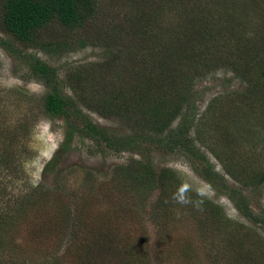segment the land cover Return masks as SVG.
Returning a JSON list of instances; mask_svg holds the SVG:
<instances>
[{
	"label": "rangeland",
	"instance_id": "obj_1",
	"mask_svg": "<svg viewBox=\"0 0 264 264\" xmlns=\"http://www.w3.org/2000/svg\"><path fill=\"white\" fill-rule=\"evenodd\" d=\"M98 1L104 5L97 20L88 25L94 39L98 36L96 44L81 47L75 43L66 51L60 48L54 53L0 33L15 49L0 46V264H103L96 260L97 254L86 257L96 237L102 238L104 251L110 256L108 264H264V230L240 212L239 195H231L232 188L240 189L247 196L243 203H248L249 211L264 218V183H253L264 173V78L263 88L255 96V100L260 99L251 107L252 102L241 92L244 81L225 63V56L220 60L214 54L221 49L220 34L197 32L189 25L193 20L217 28L223 14L228 20L226 29L232 31L226 44L231 51L237 39L245 40L257 28L264 31L258 25L259 14L241 7L236 12H224L220 0H144L140 5L152 6L147 10L151 15L143 21L139 13L135 14L137 3ZM199 10L209 15L198 19L195 14H200ZM244 23L252 25L250 32ZM107 43L114 45L110 54L103 46ZM257 46L259 50L251 52H258V58L263 59L264 47ZM147 47L155 53L156 61L169 56L177 60L175 67L187 71L181 75L189 83L195 70L201 72L192 79L195 116L189 136L223 176L220 187L200 175L197 169L201 161L191 152L179 145L165 147H170V134L181 115L161 131L144 125L142 111L159 106L166 87L155 88L150 97L132 105L127 101L131 97L125 92L127 84L115 81L119 78L115 71H122L134 60V53H130H140ZM24 53H32L56 68L59 87L73 97L77 91L69 79L70 71L79 66L91 69L112 54L121 57H115V61L110 58L109 65L104 63L99 73L103 81L97 83L109 87L105 99L116 94L115 102L121 109L106 117L79 105L112 136L138 133L141 142L116 151L103 140L98 143L76 134L69 149H60L66 125L61 118L45 112L48 87L32 73ZM137 65L136 77L141 74L147 78L154 64L146 67L142 61ZM254 71L256 76L258 69ZM129 74L122 73L125 78L120 79L131 83ZM89 77L92 80L91 72ZM251 80L253 84L252 74ZM101 90L97 92L101 94ZM171 93L164 100L183 103L184 112L187 98L182 101L180 95L187 92ZM224 122L239 147L224 143ZM244 122L248 130L244 128L246 135H241ZM11 129L14 132L9 134ZM231 159L238 178L225 170L223 161L227 164ZM145 168L157 173L173 170L165 190L158 183L148 184ZM213 206L220 207L221 213L217 214ZM244 234L249 236L244 239ZM232 236L244 242L242 253L250 255L248 260L235 257L236 250L227 243Z\"/></svg>",
	"mask_w": 264,
	"mask_h": 264
},
{
	"label": "trees",
	"instance_id": "obj_2",
	"mask_svg": "<svg viewBox=\"0 0 264 264\" xmlns=\"http://www.w3.org/2000/svg\"><path fill=\"white\" fill-rule=\"evenodd\" d=\"M130 1L138 4L136 6L137 10L135 11V14L139 13L138 18L140 20L146 21L147 16L151 15V11L147 10L151 8L154 0L149 5H140L141 3H145L144 0ZM220 1L221 9L227 13L229 11L236 12L240 7L245 12L255 11L257 14H259L258 18L260 19V22L258 25H260V27H264V0ZM101 5L104 4L98 0H0V33H4L5 36L10 37L23 45H35L40 46L41 48H49L47 51H52L54 53H57L60 48L61 50L66 51L75 43L79 44L81 47H84L89 43H95L96 38L98 37L97 36L94 39L93 32L91 29H88V25L92 24V21L97 20L100 14ZM160 8L162 9L164 7L160 5ZM185 8L187 11L193 10L187 7ZM199 12L200 14L194 13L198 19H203L209 15L208 12L204 14L203 10H199ZM128 18H130L129 15ZM220 19H222V21L220 20L221 24L217 28L201 26L193 22V20L189 21V25L197 32L204 31L213 35L220 34L222 37V42L220 44L221 49L215 50L214 54L215 56H219L218 58L220 60H222V56H225V63L228 64L231 70L244 81V86L241 92L246 97H248L250 102H252L250 104L252 107L253 103L260 99L259 98L255 100V96L258 97V90H261V87L263 88L261 81L262 78H264V58H258V52L253 53L251 50H259L257 45H262L264 47V31L262 32V29L257 28L256 32L252 36H247L245 40L237 39V42L234 43L232 50L228 51L226 44L229 42V39L232 38V31L226 29L228 27V20L223 14L220 15ZM146 24L148 23L146 22ZM248 25L250 27H247ZM243 26H245V29L250 32V28L252 27L251 24L244 23ZM44 34L46 36H43ZM223 34L226 37H224ZM5 36L0 35V46L4 48H11V51H15L11 40L4 38ZM113 42L115 43V41ZM186 44H188V42H186ZM123 45L124 42H122V46ZM103 46L105 47L106 54L113 52V44L107 43L103 44ZM249 46H251V49H248L250 48ZM225 50L228 53L222 54V52ZM133 53L134 60L129 61L127 68L123 67L124 69H122V71H115L117 74L116 76H119V78L115 81L127 84L125 85V92L128 95L131 94V97H129L130 100L127 101L130 104L135 105V103L138 101H143L144 98L150 97V95L153 93L152 90H155V88L166 87V90L164 91L166 94H162L160 105H151L147 110L142 111V117L145 116L144 120L142 119L145 122L144 125L161 131L169 123V121L174 120L178 115H181L179 124L170 134V147H168V145H165V147L170 149L179 145L191 152V155L201 161V164L197 169L200 175L212 183L213 186L220 187L218 183L222 185L224 184L223 176L214 169L212 163L205 156V154H203V152L201 153L197 146H194V141H192L189 136V130L193 125L195 116V106L191 102L193 97L191 87L193 81L192 79L193 76H199L201 72L195 70V72L191 74L192 77L189 83L188 80L184 77L182 78L181 75V73L187 74V71L181 70V72L177 67H175L177 60H171V56H169V59L163 58L160 61H156L155 53H152L148 47L140 52L142 56L137 50L134 52L132 51L130 55ZM22 56L24 57L25 62L29 64L30 69L35 77L48 87V91L44 97L45 112L52 118H61L66 125L64 140L60 149H69L76 134L80 137L86 136L97 141L98 143H101L103 140L107 146L116 151L127 147L133 148V143L136 144L141 142L139 137L141 135L138 133L124 134L117 137L112 136L108 128L95 124L80 108L81 105H79V103H81L85 107H88L92 110L94 109L99 114L106 117L121 109L116 105L115 101L118 99L116 94L111 95L109 99H105V96H107L109 93L104 92H110L108 91L109 87L107 85L100 86V84H97L103 81V79H100L101 76L99 73L103 71L106 64L109 65L110 58H112V61H115L119 57L114 56L113 54L109 56L106 55L107 60L105 62H100L91 69L85 68L84 66H79L78 70L73 72L70 71L71 74L69 73V79H71L72 82L76 84L73 86V89L77 91L75 97H73L66 94V92L59 87L60 83L58 82L59 79L56 68L36 57L32 53H24ZM188 58L191 60L193 59L191 55H188ZM119 59L122 60L121 57ZM142 61L146 67L154 64L147 78H142L141 74L138 75V78L136 77L138 74L136 66H138L137 64H140ZM225 63H222V65ZM184 64L188 65L186 62ZM130 69H132V72L129 74L128 70ZM256 69H258V71H256L257 78H255L256 76H253V72H255L254 70ZM90 72L92 74V80H90L89 77ZM121 72L128 73V77L132 82H123L120 77L122 79L125 77ZM251 74L253 78V84L251 83ZM84 80H89L90 83L87 84L88 82H86L85 85ZM115 81L113 83H115ZM112 86L114 87V84ZM100 88L102 89L101 94L97 92ZM177 90H183L187 92L183 95H180V97L183 98L182 101L186 100L187 98V108L184 110V112L182 110L183 103L174 102L173 100L167 99L164 100L165 96L167 97V95H172L173 93L171 92ZM167 91H170V93H167ZM176 97H178V95H176ZM138 122L139 124L141 123L140 121ZM231 123H233L235 127L234 119L231 121ZM224 124L225 122L221 126V129L224 132V143L233 144L234 147H239L238 143L233 139L234 134L230 131V128H226V124ZM247 125L248 124L246 122L241 125V135H246L247 131H245L244 128L248 130ZM13 132L14 130L11 129L9 134ZM201 133L202 131L198 132L199 136ZM141 134L143 133L141 132ZM199 136L198 140H201V136ZM57 156L58 155L50 160L48 165L52 164L56 160ZM232 159L227 164L223 161V164L225 166L226 172L230 176L233 178H238L236 172L237 167L235 165V161ZM8 160L9 159H6L5 161ZM5 164L9 165V163ZM172 172L173 170L171 168H166L160 173L153 172L151 168L144 169V175H147L146 181H148V184L156 186L158 183L163 190H165L167 185L166 181L171 176ZM253 183H255L257 186L264 183V173H261L260 177L256 181L254 180ZM225 186L228 188L226 184ZM232 191L233 193H231V195H239L238 198H240L242 203L243 200L247 198V196L243 195V192L240 189L232 188ZM240 201H238V209L240 212L246 217L250 218L253 223L261 224L260 226H262L264 230V218H260L259 214L254 216L249 211L248 203H243L246 206V208H244V205H241ZM213 209L217 211V214H220L222 211V209L218 206H213ZM248 231L251 235L253 234L251 227L248 228ZM245 234L241 235V237L244 239L245 236H249ZM227 243L230 245V248L236 250V258L240 256L239 258H241L242 261L249 259L250 255L245 256L242 253L245 245L242 240L238 239L237 237L236 239H233L232 236L229 237ZM88 252L89 254H87L86 257L97 254L96 260L98 262H102L103 264L111 263L110 256H107V252L104 251V243L101 237H96ZM248 252L251 254L250 249H248ZM243 256L245 257L243 258ZM254 260L256 261V259Z\"/></svg>",
	"mask_w": 264,
	"mask_h": 264
}]
</instances>
